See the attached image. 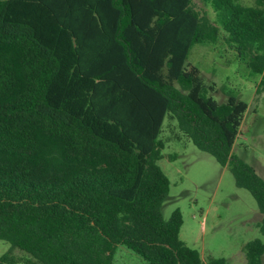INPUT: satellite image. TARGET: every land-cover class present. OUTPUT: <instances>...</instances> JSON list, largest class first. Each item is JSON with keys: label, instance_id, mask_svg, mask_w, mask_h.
I'll list each match as a JSON object with an SVG mask.
<instances>
[{"label": "trees", "instance_id": "trees-1", "mask_svg": "<svg viewBox=\"0 0 264 264\" xmlns=\"http://www.w3.org/2000/svg\"><path fill=\"white\" fill-rule=\"evenodd\" d=\"M202 1L218 25L192 0H0V264H115L119 247L144 264H230L180 239L178 209L163 217L166 119L230 168L264 235V179L232 152L248 104L214 99L187 63L224 33L262 91L264 0ZM242 252L263 264L259 238Z\"/></svg>", "mask_w": 264, "mask_h": 264}, {"label": "rangeland", "instance_id": "rangeland-1", "mask_svg": "<svg viewBox=\"0 0 264 264\" xmlns=\"http://www.w3.org/2000/svg\"><path fill=\"white\" fill-rule=\"evenodd\" d=\"M193 7L205 15L213 25L215 13L202 0H192ZM253 5L255 0H238ZM247 54L241 56L220 33L216 43L201 42L191 47L187 63L196 66L201 76L214 83L210 93L220 101L232 94L248 104L243 129L232 147L234 156L254 168L264 179V89L256 91L261 74L248 65ZM174 122L165 120L161 137L168 139L159 166L169 179L167 197L161 207L167 219L174 209L182 215L179 237L199 251L202 258L224 257L230 264H241L242 246L253 238L264 242L259 223L261 213L251 193L235 184L230 168L220 165L207 152L198 149L186 138L176 139ZM0 239V255L9 249ZM18 258L29 255L13 247ZM264 264V254L262 255ZM115 264H144L132 252L119 247Z\"/></svg>", "mask_w": 264, "mask_h": 264}]
</instances>
